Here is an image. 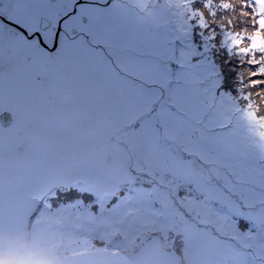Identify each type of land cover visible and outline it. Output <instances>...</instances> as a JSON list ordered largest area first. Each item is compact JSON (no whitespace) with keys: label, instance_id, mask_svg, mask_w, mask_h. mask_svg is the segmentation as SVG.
Returning <instances> with one entry per match:
<instances>
[{"label":"snow or ice","instance_id":"6c2138e0","mask_svg":"<svg viewBox=\"0 0 264 264\" xmlns=\"http://www.w3.org/2000/svg\"><path fill=\"white\" fill-rule=\"evenodd\" d=\"M241 7L251 33L225 0H0V233L264 264V0Z\"/></svg>","mask_w":264,"mask_h":264},{"label":"rangeland","instance_id":"374dc122","mask_svg":"<svg viewBox=\"0 0 264 264\" xmlns=\"http://www.w3.org/2000/svg\"><path fill=\"white\" fill-rule=\"evenodd\" d=\"M244 0H235V2L239 3H244ZM215 3H220V0H214ZM225 2H228V0H225ZM230 3V2H228ZM235 11L232 9L227 10L226 13L222 14H227L230 16H235L237 6H234ZM237 21V18L234 20V23ZM245 28H247L248 32H253L250 31L247 27V24L241 23L239 25H235V28H233V31H243ZM257 59H260L261 54L257 52ZM246 61V60H245ZM250 67V68H249ZM254 65H248L245 63L244 65L240 64L239 58L234 57L233 60L231 61L229 65V69L234 71L232 72V79L234 82V87L236 84V72H244L245 76L247 78V71L249 70H255ZM260 77H253V79H258ZM260 87H264V85H261ZM258 90V89H257ZM0 242L5 243L6 245L11 244L16 250H18V253L20 252H32L36 258H41L47 261V264H53V262H57L58 260L56 258L58 257H65V258H72L76 259L77 254L81 253V249H75V250H68L66 249L62 244L58 242H48L45 243L41 241L38 237H34L30 231H25V232H4L0 233ZM7 249L6 247L3 249H0V252L4 253L6 252ZM87 252L89 253H94L97 254L91 250H88ZM1 254V253H0ZM99 255V254H98ZM99 259H96V261ZM80 261H77V263ZM63 263V262H62ZM65 264V262L63 263ZM66 264H72V262L69 260L66 262ZM91 264H94V262H91Z\"/></svg>","mask_w":264,"mask_h":264},{"label":"clouds","instance_id":"9594fccd","mask_svg":"<svg viewBox=\"0 0 264 264\" xmlns=\"http://www.w3.org/2000/svg\"><path fill=\"white\" fill-rule=\"evenodd\" d=\"M0 264H47V261L36 258L32 252H20L14 255L0 254Z\"/></svg>","mask_w":264,"mask_h":264},{"label":"trees","instance_id":"16d2710c","mask_svg":"<svg viewBox=\"0 0 264 264\" xmlns=\"http://www.w3.org/2000/svg\"><path fill=\"white\" fill-rule=\"evenodd\" d=\"M228 2H230L233 6H237V9H236V13H235V17L237 18V21L234 23V27L235 28V25H239L241 23H244V24H247V27L250 31L253 30V27H252V16H253V11L251 8H242L241 6L245 3H251L253 2V0H244L243 2L244 3H237L235 2V0H228ZM241 11H246L248 12V15L247 16H243L241 17L239 15V13ZM258 58V56H256ZM238 58V57H237ZM245 60H247V57H245Z\"/></svg>","mask_w":264,"mask_h":264},{"label":"flooded vegetation","instance_id":"af4514ba","mask_svg":"<svg viewBox=\"0 0 264 264\" xmlns=\"http://www.w3.org/2000/svg\"><path fill=\"white\" fill-rule=\"evenodd\" d=\"M0 253L4 254L2 252H0ZM90 257H92V259ZM56 259L58 261L57 262L52 261L53 264H63L64 262L66 264V262L69 260L72 262V264H91V262H94V264H95L96 259H100V256L98 254L86 252L85 254H82V255H80V253L77 254L76 259L65 258V257H58ZM77 261H80V262L77 263Z\"/></svg>","mask_w":264,"mask_h":264},{"label":"bare ground","instance_id":"6f19581e","mask_svg":"<svg viewBox=\"0 0 264 264\" xmlns=\"http://www.w3.org/2000/svg\"><path fill=\"white\" fill-rule=\"evenodd\" d=\"M3 244L5 245V247L7 246L5 243H3ZM6 249H7V247H6ZM77 249H81L82 252L80 253V255L85 254L88 251V250H85L84 248H77ZM90 258L92 259V257H90Z\"/></svg>","mask_w":264,"mask_h":264}]
</instances>
